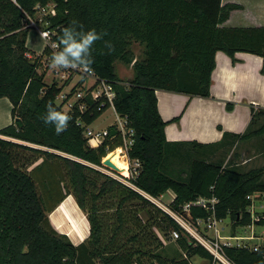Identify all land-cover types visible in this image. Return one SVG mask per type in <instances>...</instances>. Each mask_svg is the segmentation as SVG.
Returning <instances> with one entry per match:
<instances>
[{
  "label": "trees",
  "instance_id": "1",
  "mask_svg": "<svg viewBox=\"0 0 264 264\" xmlns=\"http://www.w3.org/2000/svg\"><path fill=\"white\" fill-rule=\"evenodd\" d=\"M37 4L50 6L44 21L55 51L45 44L35 54L26 45L30 29L23 28L24 19L26 14L38 17ZM240 7L221 0H0V98L9 99L13 120L22 122L0 130V264H94L96 257L100 264H193L194 258L211 264V254L143 195L159 201L168 190L175 197L166 206L192 223L211 213L196 200L215 196V215L230 218L232 233L251 224L246 197L264 192V168L240 171L235 164L224 165L223 156L242 138L264 134V122L251 129L264 118V108L251 109L243 134L223 132L211 143L168 141L165 126L180 116L163 120L155 94L209 97L217 51L232 63L239 52L264 59V25L223 26ZM65 28L95 29L101 35L86 59L93 61L90 68L98 77L114 82L113 109L132 134L114 129L90 145L84 131L110 104L86 95L64 110L58 96L72 76L65 83L44 82L43 63L50 66L62 50ZM134 43L142 45L140 56ZM117 63L131 67L129 79L117 75ZM85 81L79 78L68 97ZM49 105L70 117L59 134L55 121L45 123ZM124 136L133 139L128 159L140 163L136 174L122 176L127 183L100 169L107 154L123 147ZM187 157L190 165L183 161ZM182 164L185 169L178 168ZM68 195L89 223L88 236L77 245L48 218ZM256 224L264 225V219ZM171 239L177 248L168 253L162 246ZM224 253L233 264H264L263 246H224Z\"/></svg>",
  "mask_w": 264,
  "mask_h": 264
},
{
  "label": "crops",
  "instance_id": "2",
  "mask_svg": "<svg viewBox=\"0 0 264 264\" xmlns=\"http://www.w3.org/2000/svg\"><path fill=\"white\" fill-rule=\"evenodd\" d=\"M227 2L239 4L241 7L231 12L223 26L264 25V0H221V4ZM26 45H28L27 41ZM235 57L237 61L232 63L223 52L215 53V68L211 74L209 97L190 96L166 90L155 91L158 110L163 120L169 121L173 117L180 116L177 122H168L165 126V136L168 141L195 140L201 143H211L219 141L223 132L243 134L248 129L252 115L251 109L254 108L256 111L264 108V59L244 52L236 53ZM75 80L71 79L73 85L78 81ZM227 104L230 105L229 109L226 107ZM11 109L12 104L9 99L0 98V130L14 121ZM258 122L263 123L264 118L259 119ZM247 138L249 140L258 139V142H253L237 151L235 149V165L242 167L251 164V169L264 168V134L242 138L238 141L239 144ZM119 150L122 152L120 148ZM121 174L127 175V168H125V173ZM262 180L264 181V173ZM164 194L169 197L168 203L175 197L171 190ZM227 219H229V224L222 225L224 228L222 233L228 228L230 237L243 238L236 240V243H245L251 247H264V225L237 227L232 233L230 218L227 217L222 221ZM258 228H260L259 231ZM239 229L243 230L244 235L238 234ZM196 259L199 258H194L193 263ZM206 263V261H201V264Z\"/></svg>",
  "mask_w": 264,
  "mask_h": 264
},
{
  "label": "built area",
  "instance_id": "3",
  "mask_svg": "<svg viewBox=\"0 0 264 264\" xmlns=\"http://www.w3.org/2000/svg\"><path fill=\"white\" fill-rule=\"evenodd\" d=\"M11 1L16 2V0H11ZM49 7H50L49 5L42 6L40 4H37L35 6V11L38 17L26 14L23 28L37 30L39 36L45 41V44H47L52 50L55 51L57 49V44L56 42L52 41L51 39L52 32L45 27L47 22L44 21V18L50 13ZM46 67L49 66L43 63L41 70L46 71L47 70ZM55 74L59 75L60 82L67 80L71 76L73 77L77 75L79 76V78H81L82 76L85 77L86 81L87 80L92 81V85L90 87L85 88L84 86L83 88H78L70 98L68 97L69 91L65 92L63 89V91L58 96V102H61L63 104L64 110H70L76 104V102L83 99V97H85L86 95H90L93 99L104 98L113 108L112 102L115 97V91L113 87L114 82L98 77L92 70L90 72L86 71L83 66L63 68V72L59 74L58 71L55 70ZM120 84L128 85L127 82H120ZM110 131L111 130L93 132L87 127L84 131V136L88 139L90 145L96 146L102 140H104L110 135ZM120 131L123 135H125L126 133L132 134L130 130L126 129L125 122L121 125ZM132 143H133V139H131L130 137L126 138L124 136L123 147L120 148L122 150V153L123 150L125 151V157L127 159L126 162H127L128 174L127 175L122 174L123 176L126 177H128L130 174H136L137 168L140 165L138 160H129L127 157L126 154L127 150L132 145ZM100 169L103 172H105L107 175L115 179H118L124 183H127V181L121 175L118 176V173L103 166ZM212 189L213 187H210V190ZM143 195L149 198L150 200L154 201L161 209L166 211L182 229H184L192 238H194L198 244H200L203 248H205L212 256V264L215 263L233 264L226 257L224 253V246L237 245L244 247L247 246L252 250L258 249V246L251 247L245 243L229 242V238L242 240L243 239L242 237H234V236L225 237L222 235V231L224 229L223 226L221 225L222 220L218 219L215 215V208H216V204L218 203V199L215 196H211L210 198L200 197L199 199L196 200L197 204L202 205L203 207H207L211 213L205 219H196L195 222L192 223L189 220H187L182 214L172 212L166 206V204L160 203L157 200H153L146 194ZM246 198L249 200V205L247 207V210L250 213L252 219L251 224L248 226L252 227V225L256 224L258 220L264 219V192H255L251 195H248ZM256 202L259 203L258 208L256 207L255 204ZM188 208H189V204H185L183 206V210L185 211L188 210ZM171 236L173 238H177L178 232L173 231Z\"/></svg>",
  "mask_w": 264,
  "mask_h": 264
},
{
  "label": "rangeland",
  "instance_id": "4",
  "mask_svg": "<svg viewBox=\"0 0 264 264\" xmlns=\"http://www.w3.org/2000/svg\"><path fill=\"white\" fill-rule=\"evenodd\" d=\"M263 23V22H262ZM27 42H28V48L30 49V51L34 52L35 54H40L42 52V49L43 47L45 46V41L39 36L38 34V31L35 30V29H30L29 32H28V35H27ZM133 49H134V53L136 54V56H140L141 55V52L143 50L142 48V45H139L138 43H134L133 44ZM46 65V64H45ZM47 70L45 71V76H44V82L49 85L51 83H53L54 81L56 82H59V75L55 74V70L58 71V74L59 73H62L63 72V67H53V65L51 64L49 67H46ZM116 68H117V75L123 79V80H126V79H129L130 76L132 75V71H131V67L130 66H126V65H123L121 63H117L116 64ZM41 71V70H40ZM65 72V71H64ZM78 80L79 79V76H73L72 77V81L74 80ZM75 80V81H76ZM66 81V80H65ZM65 81L61 82V83H65ZM71 83L64 89L65 92L69 91L71 89V87L73 86V83ZM92 85V81L91 80H87L85 83H84V86L85 88H88ZM124 123V119L122 117H120L119 115L116 114V112H114V109L110 106L109 108H107L92 124H90L88 126V128L90 130H92L93 132H97V131H103V130H111V129H116V130H119L121 129V125ZM259 126V123L258 121L256 122V124L254 126L251 127V129H255ZM257 143L258 142V139H253V140H249V138H247L246 140H244L242 143L239 144V142H237L235 144V146L232 147V149L230 151H228L227 153H225V155L223 156V164L225 165H228V164H236L235 163V154H236V151L243 148L244 146H249L251 143ZM236 149V151H235ZM115 154H117L118 156L120 155V157L122 156L123 157V160L124 161H127L126 157H125V151L123 150V153L120 152L119 148H117L116 150L113 151ZM112 152V153H113ZM111 153H109L107 156H109ZM192 159V158H191ZM240 159V158H238ZM185 163H187V165H190V159L189 157L185 158L183 160ZM241 161V160H240ZM184 163V164H185ZM176 167V166H175ZM126 168H127V162H126ZM178 168H183L185 169V165H181V166H178ZM240 171H247L249 169H251V164L250 165H247V166H240L238 167ZM188 169V168H187ZM127 174H128V171H127ZM121 175L123 176L121 173L118 174V176ZM70 196V195H68ZM67 196V197H68ZM72 197V200L76 206V209L78 211V215L79 217L84 221L85 225H86V228H87V233H86V236L84 237V239H86V237L88 236L89 234V223H88V220L86 221L87 217H86V214L81 210L79 209V207L77 206L76 202H75V199L74 197L71 195ZM65 200V199H64ZM63 200V201H64ZM159 202L160 203H163V204H167L168 203V200H169V197L167 196V194H163L159 197ZM62 201V202H63ZM61 202V203H62ZM60 203V204H61ZM256 204V207L258 208L259 206V203H255ZM60 206V205H59ZM58 206V207H59ZM56 207V208H58ZM55 208V209H56ZM52 213V212H51ZM50 213V214H51ZM50 215H48V218H49ZM60 219V222L59 224L61 225V229H63V232L60 231L59 229L55 228L54 225L52 224V226L60 233H64L66 232L68 229L70 230L71 227H70V223L69 222H66V219H64L63 217H59ZM50 220V219H49ZM63 222H62V221ZM225 224H229V219L227 220H224L221 222V225H224ZM107 224H112L110 221L107 222ZM64 225V226H62ZM69 227V228H68ZM261 228V227H260ZM260 228H258V231L260 230ZM66 229V230H65ZM238 234H241V235H244V232L242 229H239L238 230ZM223 236H229V230L227 228L226 231H224L222 233ZM70 241L77 245L79 244L80 242H82L84 239H82L81 241L78 240V237L75 236V239L74 238H70ZM263 241V240H262ZM229 242H232V243H236V239H233V238H229ZM166 247L167 248V252L169 253V249H176L177 248V244H176V241L171 239V240H166L164 242V245L162 246V248ZM161 250V249H160ZM94 264H100L99 263V258H94L92 259ZM201 261L202 262H205L206 260L205 259H196L194 261L193 264H201ZM207 262V261H206ZM217 264H220V263H217Z\"/></svg>",
  "mask_w": 264,
  "mask_h": 264
},
{
  "label": "clouds",
  "instance_id": "5",
  "mask_svg": "<svg viewBox=\"0 0 264 264\" xmlns=\"http://www.w3.org/2000/svg\"><path fill=\"white\" fill-rule=\"evenodd\" d=\"M77 36H79V39L76 38ZM100 38L101 35L95 29H91L86 33H77L72 28H65L61 38L63 48L52 56L53 67L68 68L81 65L86 71L90 72V65L93 61L86 59V54L89 52L93 42ZM48 110V115L44 117L45 123L55 121V129L57 134H59L68 126L70 117L65 113L52 110L51 105L48 106Z\"/></svg>",
  "mask_w": 264,
  "mask_h": 264
},
{
  "label": "bare ground",
  "instance_id": "6",
  "mask_svg": "<svg viewBox=\"0 0 264 264\" xmlns=\"http://www.w3.org/2000/svg\"><path fill=\"white\" fill-rule=\"evenodd\" d=\"M108 158L120 169V173H125L126 161L123 160V157H119L117 154L111 153L108 156ZM49 217H50V221L54 225V227L59 229L60 231H63V229H61L62 227L59 224V222H60L59 217H63L64 219H66V222L70 223L71 229L70 230L68 229L64 233L68 234V236L70 238L75 239V236H77L78 240L81 241L86 236V233H87L86 225H85L84 221L79 217L78 211H77L76 206L72 200L71 195L68 196L60 204V206L58 208L54 209ZM86 221H87V219H86ZM62 226H64V225H62Z\"/></svg>",
  "mask_w": 264,
  "mask_h": 264
},
{
  "label": "water",
  "instance_id": "7",
  "mask_svg": "<svg viewBox=\"0 0 264 264\" xmlns=\"http://www.w3.org/2000/svg\"><path fill=\"white\" fill-rule=\"evenodd\" d=\"M15 122V125L18 126V127H21L22 126V122L19 118H16L14 120ZM115 132L114 129L111 130V134H113ZM101 165L105 168H108L116 173H120V169L108 158V156L104 157L101 161Z\"/></svg>",
  "mask_w": 264,
  "mask_h": 264
}]
</instances>
